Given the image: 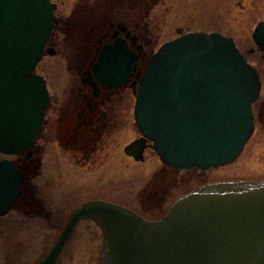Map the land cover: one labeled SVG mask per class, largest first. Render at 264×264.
<instances>
[{
	"label": "water",
	"instance_id": "95a60500",
	"mask_svg": "<svg viewBox=\"0 0 264 264\" xmlns=\"http://www.w3.org/2000/svg\"><path fill=\"white\" fill-rule=\"evenodd\" d=\"M49 0H0V153L33 146L49 105L45 80L34 73L54 19ZM164 42L138 83L134 120L142 137L124 147L135 160L152 142L160 161L208 170L231 163L253 132L259 75L234 41L218 32L191 31ZM251 38L264 53V20ZM49 55L53 48H46ZM138 54L116 39L93 66L105 86L127 82ZM20 176L0 159V216L21 194ZM91 217L105 232L101 264H264V178L199 185L172 202L158 220L104 200L69 215L36 264H56L75 223Z\"/></svg>",
	"mask_w": 264,
	"mask_h": 264
},
{
	"label": "rangeland",
	"instance_id": "374dc122",
	"mask_svg": "<svg viewBox=\"0 0 264 264\" xmlns=\"http://www.w3.org/2000/svg\"><path fill=\"white\" fill-rule=\"evenodd\" d=\"M58 22L52 30L48 44L56 48L54 56L43 54L35 72L45 77L50 103L45 114V124L34 145L26 152L39 148L43 178H47L45 201L57 218L47 221L33 218L24 223L14 212L22 207L27 214L37 212V201L27 180L21 184L23 196L8 215L0 217V264H34L38 262L55 241L72 209L89 199H104L130 206L149 219H159L172 200L195 185L214 180L257 179L264 177V132L256 127L241 154L230 164L205 172L195 168L179 170L164 167L155 152L144 150L142 163H134L123 153V147L138 135L126 106L122 126L105 135L102 149L90 166L74 163L76 149L81 142L74 135L72 115H68L70 98L79 82L76 70L85 64L88 52L93 50L92 36L96 26L109 28L112 22H122L137 38L143 48L138 67L146 65L149 57L165 41L181 32H218L233 39L247 61L264 74V54L257 50L251 33L258 21L264 19V0H62ZM110 23V24H109ZM110 25V26H109ZM93 31V33H92ZM90 37L84 42L83 36ZM72 38V39H71ZM253 48L254 53L248 54ZM261 73V74H262ZM263 88L258 101L264 95ZM133 108L134 96L124 94ZM116 106V107H118ZM68 113V114H67ZM130 114V112H129ZM257 126V124H256ZM101 146V145H100ZM23 153V156L26 155ZM20 155L5 156L20 166ZM97 160V161H96ZM102 160V161H101ZM200 173L203 182L195 180ZM193 180H187L185 178ZM146 186L145 191L141 189ZM142 199V202L140 201ZM140 203V204H139ZM35 216H38L35 214ZM87 228L91 229L88 231ZM105 235L91 219L79 220L67 239L57 264H100Z\"/></svg>",
	"mask_w": 264,
	"mask_h": 264
},
{
	"label": "flooded vegetation",
	"instance_id": "af4514ba",
	"mask_svg": "<svg viewBox=\"0 0 264 264\" xmlns=\"http://www.w3.org/2000/svg\"><path fill=\"white\" fill-rule=\"evenodd\" d=\"M49 1L54 7L53 9V17L55 18V23L53 25V29H54L56 23L58 22L57 16H58L61 3H63V1L62 0H49ZM133 3H135V1H133ZM110 25H109L110 26L109 28H106L104 25L95 27L94 34L92 36L93 50L91 52H88V56H87V60L85 64L84 63L81 64L82 66L76 70L79 82L77 84L75 94L73 93L69 100L70 108L68 110L69 114L68 113L67 114L72 115V118H73V123L71 125V128H72L74 135L77 136L79 140H81V142L77 145V148H76L79 154L74 155L73 160L75 164H78L81 166L83 165L90 166L91 164L94 163L95 159L97 158V153L102 149V141L105 135H108L109 133L114 132L115 129L122 126L121 120L124 119L125 116L127 115V114L125 115V113H126V110L128 111V108H130V111H129L130 114L128 112V119L131 115V119L133 120V124H134L133 108L131 110L130 100H124V94L126 93V91H130L131 95L134 96V100H135V95L137 91V83L139 81L140 73L142 71V68L138 67V62L140 61L142 57L143 48L136 43L137 38L135 37L134 34H131L129 32L125 24H122V22L116 21V22H112ZM83 38H84L83 40L84 42H88L90 39L88 35L83 36ZM118 38L123 39L127 43L128 48L130 50L137 52L139 54V59L132 65L131 73L126 83L120 86H108V85L103 86L99 84L98 80L95 78L94 72H93V66L96 63L99 53L101 52L103 46L112 44ZM46 45L47 47L53 48L55 50V54L57 53L56 48L53 46H50L48 44V41ZM253 53H254V49L250 48L248 54L252 55ZM256 69L258 71L259 80L261 83V86H260V93H261V90L263 88V82H262L261 75H264V74L259 70L258 67H256ZM43 78L45 79V77ZM260 93H259V96H260ZM258 98L254 102L253 109H252L253 116H254V128H253L252 134H254L256 127H259L264 132V95L262 96V99H260L259 101H258ZM114 100L119 101V103L122 102L123 107L125 104L126 110L125 109L120 110V105L118 106V105L110 104ZM134 127H135V124H134ZM139 137H140V133L138 132V135L132 140H135ZM20 154L22 155H20L21 161H20L19 167H18V163L14 161L17 171L20 176V181H21L20 182V189H21L20 197L23 196V188L21 184L23 183V179H24V180H27V182L29 183L30 185L29 189L32 192L31 198L37 201L38 206H37V212H33L32 214L31 213L27 214L26 211H23V200H22L21 209L19 211L14 210V212L20 216L21 220H24L25 224H27V221L32 220L33 218H36L39 220H45V221L51 218H57L55 213H57L58 211L57 210L54 211L52 208H49L50 207L49 204L46 203L45 201L46 199L45 194L47 192L45 187L47 188L50 187L51 182H49L47 178L41 179V184L38 186H36L35 182H33V180L35 179H39L41 177L43 178V176H41L42 175V165L40 162L43 156V152H41L40 149L37 148V149H34L32 152H26V155L24 156H23V152ZM125 156L136 164L142 163L144 160V157L142 160L136 161L134 158L128 155H125ZM160 164L162 163L160 162ZM163 166L168 167L165 165ZM193 179H194V176L192 178L190 176L189 178H185L184 180L185 182H187V180H193ZM195 180L197 181L199 180L198 182L202 181L203 180L202 175L200 173L195 175ZM216 181H228V180H214V181H207V182H216ZM195 186H198V185H195ZM145 189H146V186H143L141 190L144 192ZM142 199L143 198H140L139 202H142ZM110 202L117 203L115 201H110ZM16 204H17V201L14 206H16ZM117 204L125 206L133 210L137 214L141 215L142 217L149 219L145 214L141 213L140 211H137L136 209L130 206L123 205L121 203H117ZM168 206L166 207L165 211L167 210ZM12 210L13 209H10L6 215H8ZM35 214H37L38 216H35ZM87 230L91 231V229L89 228H87ZM100 262H101V256H100Z\"/></svg>",
	"mask_w": 264,
	"mask_h": 264
},
{
	"label": "bare ground",
	"instance_id": "6f19581e",
	"mask_svg": "<svg viewBox=\"0 0 264 264\" xmlns=\"http://www.w3.org/2000/svg\"><path fill=\"white\" fill-rule=\"evenodd\" d=\"M31 148H32V147H30L29 149H31ZM29 149H28V150H29Z\"/></svg>",
	"mask_w": 264,
	"mask_h": 264
}]
</instances>
